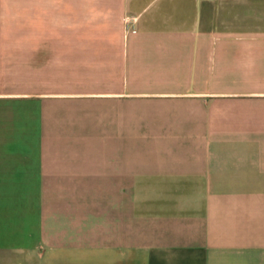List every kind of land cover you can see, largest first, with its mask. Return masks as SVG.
<instances>
[{
  "label": "crops",
  "instance_id": "0c3cea01",
  "mask_svg": "<svg viewBox=\"0 0 264 264\" xmlns=\"http://www.w3.org/2000/svg\"><path fill=\"white\" fill-rule=\"evenodd\" d=\"M0 264H264V0L0 5Z\"/></svg>",
  "mask_w": 264,
  "mask_h": 264
},
{
  "label": "rangeland",
  "instance_id": "374dc122",
  "mask_svg": "<svg viewBox=\"0 0 264 264\" xmlns=\"http://www.w3.org/2000/svg\"><path fill=\"white\" fill-rule=\"evenodd\" d=\"M43 4L46 5V0H0V5L26 6V5H43ZM95 192L99 193V195H105V191H95Z\"/></svg>",
  "mask_w": 264,
  "mask_h": 264
}]
</instances>
